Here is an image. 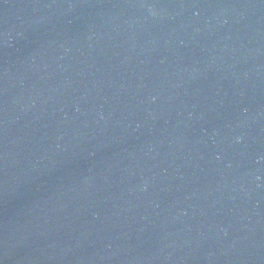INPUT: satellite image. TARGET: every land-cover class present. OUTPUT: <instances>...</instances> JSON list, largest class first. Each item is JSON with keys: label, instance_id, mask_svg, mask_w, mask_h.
<instances>
[{"label": "water", "instance_id": "water-1", "mask_svg": "<svg viewBox=\"0 0 264 264\" xmlns=\"http://www.w3.org/2000/svg\"><path fill=\"white\" fill-rule=\"evenodd\" d=\"M0 264H264V0H0Z\"/></svg>", "mask_w": 264, "mask_h": 264}]
</instances>
